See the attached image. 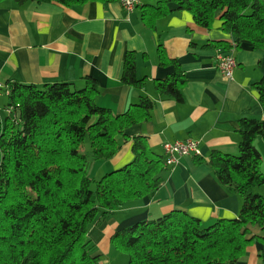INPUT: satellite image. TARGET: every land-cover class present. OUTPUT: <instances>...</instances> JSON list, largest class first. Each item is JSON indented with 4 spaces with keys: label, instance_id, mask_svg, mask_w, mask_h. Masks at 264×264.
I'll return each instance as SVG.
<instances>
[{
    "label": "trees",
    "instance_id": "16d2710c",
    "mask_svg": "<svg viewBox=\"0 0 264 264\" xmlns=\"http://www.w3.org/2000/svg\"><path fill=\"white\" fill-rule=\"evenodd\" d=\"M2 1V0H0ZM57 2L66 6L112 0H15ZM171 0H158L143 10L149 20L168 13ZM195 23L209 29L220 15L222 29L238 43L264 49V0H176ZM154 25V23L152 24ZM162 66H174L156 80L162 96L184 99L187 78L177 59L159 46ZM123 83L144 87L137 74L136 54L125 56ZM8 115L0 126V264H103L89 237L95 224L129 203L154 195L164 182L166 158L142 136L133 142L134 159L124 167L91 177V161L115 155L127 128L150 117L148 97L115 114L99 105L97 81L77 89L69 82L38 87L10 80ZM264 106V76L254 83ZM239 154L215 150L209 165L220 183L242 196L236 218L206 226L183 210L136 222L116 231L112 245L128 254L127 264H237L255 237L251 226L264 229L262 154L255 145L264 137V119H239ZM89 139L90 151L82 147ZM198 156V155H196ZM201 161V160H200Z\"/></svg>",
    "mask_w": 264,
    "mask_h": 264
},
{
    "label": "crops",
    "instance_id": "0c3cea01",
    "mask_svg": "<svg viewBox=\"0 0 264 264\" xmlns=\"http://www.w3.org/2000/svg\"><path fill=\"white\" fill-rule=\"evenodd\" d=\"M158 0H140L127 12L119 0L90 1L66 6L57 2L0 1V83L10 80L43 87L69 82L82 89L87 79L97 81L96 101L115 114L127 111L144 96L153 102L150 117L129 127L120 135L121 145L114 156L98 160V174L117 170L134 158L136 136L146 139L158 154L165 145L192 139L199 144L200 155H177L166 164L164 182L152 196L129 203L110 218L95 224L89 237L104 256L112 246L116 231L136 222L159 218L172 210H183L203 224L236 218L243 198L220 183L208 160L215 150L239 154V119H264V106L254 83L264 76V49L242 42L235 49L238 66L234 79L225 78L217 55L231 49L233 35L222 29L220 15L207 29L195 23L191 12L181 9L176 0L168 3V13L145 20L143 10ZM154 23V25H152ZM177 59L186 75L184 99L162 96L157 79H166L174 66H162L159 46ZM136 54L137 74L146 79L144 87L122 81L125 56ZM8 95L0 93V126L8 115ZM255 145L262 154L264 137ZM201 160V161H200ZM264 194V186L255 188ZM255 237L237 264H264V229L251 226Z\"/></svg>",
    "mask_w": 264,
    "mask_h": 264
},
{
    "label": "built area",
    "instance_id": "2783aa9c",
    "mask_svg": "<svg viewBox=\"0 0 264 264\" xmlns=\"http://www.w3.org/2000/svg\"><path fill=\"white\" fill-rule=\"evenodd\" d=\"M119 2L127 12L131 13L138 7L140 0H119ZM237 47V41L233 40L230 50L221 51L217 55V66L221 74L229 80L234 79L235 69L238 66L237 57L235 55V49ZM2 89H5L6 93H9L8 86L0 83V93ZM164 147L167 156V165L174 164L177 161V155H189L191 153L200 155L201 153L199 144L192 139L167 143Z\"/></svg>",
    "mask_w": 264,
    "mask_h": 264
},
{
    "label": "rangeland",
    "instance_id": "374dc122",
    "mask_svg": "<svg viewBox=\"0 0 264 264\" xmlns=\"http://www.w3.org/2000/svg\"><path fill=\"white\" fill-rule=\"evenodd\" d=\"M89 144H90V141H89V139H87L84 146L82 147V150L89 152L90 151ZM95 162L96 161L90 162L89 167H88V173L91 177H93L95 179H99L103 175H105L106 173L98 174V169L96 168ZM112 171H114V170H112ZM109 172H111V171H109ZM204 225L208 226L210 224H204ZM102 257H104L103 259H104L105 263H107V264H127L128 263V254L124 251L116 249L113 245L111 246L110 251Z\"/></svg>",
    "mask_w": 264,
    "mask_h": 264
}]
</instances>
